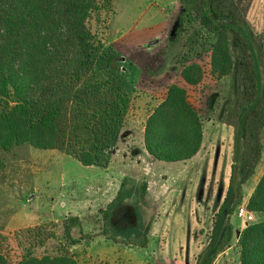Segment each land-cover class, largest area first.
Masks as SVG:
<instances>
[{
  "label": "trees",
  "instance_id": "trees-1",
  "mask_svg": "<svg viewBox=\"0 0 264 264\" xmlns=\"http://www.w3.org/2000/svg\"><path fill=\"white\" fill-rule=\"evenodd\" d=\"M240 2L178 0L172 33L184 49L176 64L187 85H199L207 72L228 79L230 88L221 107L233 128L230 176L195 264H213L230 245V218L242 204L244 185L255 174L264 149V44L239 16ZM112 9L109 0H0V169L4 156L20 148L66 151L81 146L75 158L85 167L95 164L105 150L110 155L139 94V86L132 89L134 96L124 91L115 74L119 54L99 37L98 27ZM100 72L108 75L101 86L83 84ZM214 104L210 98L209 107ZM78 118L83 119L87 139L70 136ZM140 126L144 150L153 161L186 162L201 148L202 118L176 84L166 86L163 99L144 112ZM146 192L144 177L124 178L100 212L101 234L144 248L151 228ZM126 200L134 203V227L121 221ZM246 206L264 216V176ZM58 225L42 222L17 232L19 258L14 262L8 248L0 247V264H79L71 249L92 236H73V229L81 226L76 216L64 218L59 231ZM238 247L240 264H264V219L240 232Z\"/></svg>",
  "mask_w": 264,
  "mask_h": 264
},
{
  "label": "rangeland",
  "instance_id": "rangeland-1",
  "mask_svg": "<svg viewBox=\"0 0 264 264\" xmlns=\"http://www.w3.org/2000/svg\"><path fill=\"white\" fill-rule=\"evenodd\" d=\"M109 1L113 9L105 21L106 30L103 25L98 27L99 37L105 47L119 54L115 74L130 96L135 94L132 89L139 86L138 99L133 101L129 123L110 155L105 150L91 166H82L75 158L80 145L66 151L20 148L4 156L0 169V247L8 248L14 262L20 256L17 232L42 222L59 224V231L61 221L69 216H76L81 222L80 228L73 229L75 238L92 236L71 249L79 264H195L209 240L232 163L233 128L221 115L229 81L207 72L197 86H189L180 78L176 56L184 49L172 36L180 12L178 0ZM238 14L264 44V0H241ZM205 64L202 63L203 68ZM107 78L100 72L83 84L101 86ZM168 84L184 88L189 103L202 118L201 148L186 162L153 161L143 146L142 115L163 99ZM210 98L215 99L213 108L208 105ZM83 119L78 118L71 125L70 136L74 140L87 139ZM262 139L264 145V133ZM262 176L264 149L249 184ZM142 177L147 183L145 211L151 219L144 248L119 237L114 241L102 235L100 213L115 197L124 178ZM246 196L244 192L243 204H247ZM121 208V221L134 227L133 201H124ZM263 219L264 216L254 214L252 221L243 222L234 211L230 218L232 241L213 264H240V232Z\"/></svg>",
  "mask_w": 264,
  "mask_h": 264
},
{
  "label": "built area",
  "instance_id": "built-area-1",
  "mask_svg": "<svg viewBox=\"0 0 264 264\" xmlns=\"http://www.w3.org/2000/svg\"><path fill=\"white\" fill-rule=\"evenodd\" d=\"M235 215L243 222H250L254 218V213L249 211L243 203L236 208Z\"/></svg>",
  "mask_w": 264,
  "mask_h": 264
},
{
  "label": "crops",
  "instance_id": "crops-1",
  "mask_svg": "<svg viewBox=\"0 0 264 264\" xmlns=\"http://www.w3.org/2000/svg\"><path fill=\"white\" fill-rule=\"evenodd\" d=\"M256 173V172H255ZM255 175V174H254ZM253 175V176H254ZM253 178V177H252ZM252 178L244 185V192L247 193V196H246V201H248L250 195L252 194L253 190H254V187L256 186L258 180L260 178H257L252 184H249L250 181H252ZM248 184H249V188L246 189V187H248Z\"/></svg>",
  "mask_w": 264,
  "mask_h": 264
}]
</instances>
